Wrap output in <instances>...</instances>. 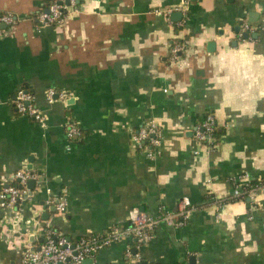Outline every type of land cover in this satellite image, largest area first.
<instances>
[{"label": "crops", "instance_id": "crops-1", "mask_svg": "<svg viewBox=\"0 0 264 264\" xmlns=\"http://www.w3.org/2000/svg\"><path fill=\"white\" fill-rule=\"evenodd\" d=\"M49 1L0 0L17 16L0 35V188L19 168L39 174L14 222L0 207V264H17L48 227L101 233L127 224L132 207L156 214L182 197L194 207L184 225L160 224L140 246L111 242L92 264H133L127 249L142 264H264V193L233 195L264 181V29L236 34L242 21L263 22L264 0H190L185 10L183 0H77L61 22L37 26ZM175 41L184 49L172 59ZM21 86L44 125L16 112ZM49 87L70 95L48 102ZM208 112L213 148L192 133ZM70 119L77 139L65 134ZM148 120L162 134L153 157L131 139ZM58 194L64 212L46 203Z\"/></svg>", "mask_w": 264, "mask_h": 264}, {"label": "built area", "instance_id": "built-area-1", "mask_svg": "<svg viewBox=\"0 0 264 264\" xmlns=\"http://www.w3.org/2000/svg\"><path fill=\"white\" fill-rule=\"evenodd\" d=\"M190 0H183L180 8L185 10ZM77 0H51L45 8L40 9L33 15L36 25L57 24L61 22L70 11H75ZM264 16V12H263ZM17 16L12 12H0V35L5 28L13 25ZM5 25V26H1ZM257 29H264L263 22L253 25L248 21H242L236 32L238 38L243 37V33L248 34ZM184 49V43L175 41L170 48V56L177 59L178 53ZM70 93L65 90H56L49 87L45 91L48 102L55 100L66 101ZM13 104L16 112L29 116L41 125H44L45 115L36 105L31 91L21 86L15 92ZM65 134L69 139L81 137L82 130L77 123L70 119L64 124ZM216 118L212 112H208L192 130L193 137L199 143L208 148L215 147L216 143ZM161 128L154 120H148L139 126L131 134L132 142L141 148L149 157L155 156L159 151L155 147L161 140ZM197 152L196 150L194 151ZM29 180L35 183L39 180V174L27 168L15 170L9 178V182L0 188V207L8 208L12 212L11 222H14L19 213L20 206L30 195L31 188ZM34 183V185H35ZM257 192L264 193V181L255 180L244 186H235L234 196L253 197ZM48 205H52L56 211L64 212L66 208V198L62 194L54 195L46 200ZM194 207L187 197H182L178 202L176 210H168L160 205L156 214H151L132 207L128 213L127 224H113L101 233H90L76 238H68L61 232H56L52 228L46 229L45 241L37 244L25 243L21 247L20 259L17 264H82L84 258L93 257L96 251L114 241L126 238L135 240L140 246L148 242L154 234L156 227L160 224L178 227L184 225L191 216ZM126 254L131 257L133 264H142L137 254L132 255L129 249Z\"/></svg>", "mask_w": 264, "mask_h": 264}, {"label": "water", "instance_id": "water-1", "mask_svg": "<svg viewBox=\"0 0 264 264\" xmlns=\"http://www.w3.org/2000/svg\"><path fill=\"white\" fill-rule=\"evenodd\" d=\"M172 16H180V13L179 12H173V14H172ZM1 26H5V25H1ZM257 34L256 33H253V36H256ZM243 37H248V33L247 32H244L243 33ZM34 180H29L28 181V185L29 186H32L33 187V185H34ZM52 210H55V208L54 207H52L51 208ZM28 238H29V240H30V242H34L35 241V239H34V235L33 234H30L29 236H28ZM37 240L39 241V242H42V241H45L46 239H45V237H37ZM92 262H93V259L91 258V257H89V258H84L83 260H82V264H92ZM144 264V263H143Z\"/></svg>", "mask_w": 264, "mask_h": 264}, {"label": "trees", "instance_id": "trees-1", "mask_svg": "<svg viewBox=\"0 0 264 264\" xmlns=\"http://www.w3.org/2000/svg\"><path fill=\"white\" fill-rule=\"evenodd\" d=\"M81 130H82V129H81ZM82 135H83V131H82ZM82 135H81V136H82ZM56 232H58V231L56 230Z\"/></svg>", "mask_w": 264, "mask_h": 264}]
</instances>
